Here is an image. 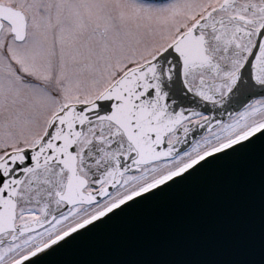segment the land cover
I'll return each instance as SVG.
<instances>
[{
	"label": "snow or ice",
	"instance_id": "snow-or-ice-1",
	"mask_svg": "<svg viewBox=\"0 0 264 264\" xmlns=\"http://www.w3.org/2000/svg\"><path fill=\"white\" fill-rule=\"evenodd\" d=\"M257 145L264 0H0V264Z\"/></svg>",
	"mask_w": 264,
	"mask_h": 264
},
{
	"label": "water",
	"instance_id": "water-1",
	"mask_svg": "<svg viewBox=\"0 0 264 264\" xmlns=\"http://www.w3.org/2000/svg\"><path fill=\"white\" fill-rule=\"evenodd\" d=\"M51 264H264V149L192 180L65 247Z\"/></svg>",
	"mask_w": 264,
	"mask_h": 264
}]
</instances>
